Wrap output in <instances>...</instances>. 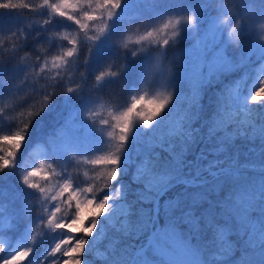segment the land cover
Instances as JSON below:
<instances>
[{
    "label": "snow or ice",
    "instance_id": "1",
    "mask_svg": "<svg viewBox=\"0 0 264 264\" xmlns=\"http://www.w3.org/2000/svg\"><path fill=\"white\" fill-rule=\"evenodd\" d=\"M261 77L264 0H0V264H264Z\"/></svg>",
    "mask_w": 264,
    "mask_h": 264
},
{
    "label": "trees",
    "instance_id": "2",
    "mask_svg": "<svg viewBox=\"0 0 264 264\" xmlns=\"http://www.w3.org/2000/svg\"><path fill=\"white\" fill-rule=\"evenodd\" d=\"M33 2H38V0H33ZM171 2H174V0L171 1ZM26 15L28 17H30V18H33V19L36 18L32 13H26ZM5 18H7V17H5ZM68 30H70V29H63V31H68ZM153 47H155V45H153ZM181 47H183V45H181ZM177 50H179V49H177V48H170L168 50V56L171 53L177 52ZM81 55H83V54H81ZM161 59H162V66H165L166 68L170 67L168 60H163V58H161ZM171 59H174V57H171L169 60H171ZM256 67H259V66L257 65ZM96 71H98V68H96V67H93V68L90 69V72H93L94 73ZM253 75H255V73H253ZM90 79H91V77H90ZM249 83H251V81H249ZM113 88L115 89V92L117 94V99L120 102H122L123 101V98L126 95V90L125 91H121L120 88H119V86L118 85H115V84L113 85ZM148 90L151 91L153 89H148ZM246 90H247V88L245 87V91ZM110 91H111V89H110ZM151 92H153V91H151ZM216 95H218V93H214V92H204V91H202L200 93V96L198 97V99H199L200 104L205 105V106H208V105H212V104L215 103V96ZM253 107H257V106L256 105H253ZM102 110L104 111L106 109H102ZM257 110H259L258 107H257ZM65 115H66L65 112H62L59 108H57L48 117V124L47 125H43L42 124L40 126L41 129H43V131L39 132V134L36 135V136H33L32 134L29 135V142H28V144L23 149H21V151L24 154L21 157V160H20V164H21L22 167L24 165V163H23L24 158L26 157V155H29V150H28L29 147L32 146L34 143H38L39 140L41 139V137L46 136L49 132H52L54 129H56L58 127V125L62 122V120L64 119V116ZM6 134H8L7 128L4 125L0 124V135H6ZM237 145H238V149H239V151L241 153V158L243 159V155H244L245 152H247V149H248L249 145L245 141H242V140H238L237 141ZM40 146L42 147V145H40ZM194 149H195V151H198L199 150L198 149V146H195V145H194ZM195 151L193 152V155H195ZM42 156H43V153H40L36 157L37 162H39V158H41ZM86 170L87 169H85L83 166L81 167L80 172H79L78 180L79 179H87L86 177H84V171H86ZM93 175H94V173H92L91 171H89V176H93ZM127 182H129V181L126 179L124 181V183H127ZM6 183L9 184V185H11L13 183V181L12 180H8V181H6ZM103 187H104V184L103 183H97L96 184V190H97V192H99L100 189H102ZM47 238L48 237H45L44 239L40 240L39 243H37L35 245L36 251L33 254V256L31 257V264H37V261L39 260L38 259L39 256L44 251L43 247H45L44 246L45 245L44 243L47 242ZM28 239L30 240L31 238L29 237ZM24 243H25L24 239L20 238L19 236H18V238L14 242L15 247H17V248L22 247L24 245ZM24 259L25 258H23L21 260V264H24ZM97 264H99V263H97Z\"/></svg>",
    "mask_w": 264,
    "mask_h": 264
},
{
    "label": "rangeland",
    "instance_id": "3",
    "mask_svg": "<svg viewBox=\"0 0 264 264\" xmlns=\"http://www.w3.org/2000/svg\"><path fill=\"white\" fill-rule=\"evenodd\" d=\"M171 1H173V0H169V2H171ZM178 52V53H177ZM177 52H174V53H171L168 57H169V59L171 58V57H174V58H176L177 56H179L180 55V50H177ZM164 67V70L166 71L167 70V68L165 67V66H163ZM261 78H264V77H261ZM151 91H153V92H151ZM148 90L147 89V91H146V95L148 96V98L150 99L151 98V95H153V94H155V92L156 91H165V89H163V88H155V89H153V90ZM168 91H172V89H168ZM147 107H151V105H148V100L146 99L144 102H143ZM102 112H103V114L104 115H107V109L106 110H102ZM41 146H40V144L39 143H34L32 146H30L29 147V155H26V157L24 158V161H23V163H24V165H23V167H25V168H27V167H30V166H32V165H34V164H37L38 162H37V160H36V157L40 154H38V149L40 148ZM53 240H55V237H51V238H47V242L46 243H44L45 245V247H43V249H44V251L41 253V255L45 252V251H47L48 249H50V247L52 246V242H53ZM89 252L90 253H92V256H90L89 257V259H91L92 260V262H93V264H97V263H99V261H97V260H95V258H94V256H95V249H94V247L93 248H89ZM41 255L39 256V258L41 257ZM38 258V259H39ZM23 259V258H22ZM95 262V263H94Z\"/></svg>",
    "mask_w": 264,
    "mask_h": 264
}]
</instances>
